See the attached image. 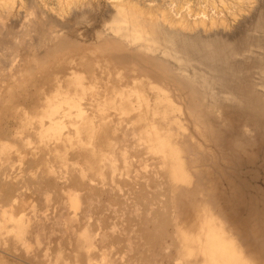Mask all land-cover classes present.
<instances>
[{
    "label": "rangeland",
    "instance_id": "374dc122",
    "mask_svg": "<svg viewBox=\"0 0 264 264\" xmlns=\"http://www.w3.org/2000/svg\"><path fill=\"white\" fill-rule=\"evenodd\" d=\"M15 1L16 5L14 12L12 14L6 13L8 14V17L4 12L3 14L7 18L5 16H2L1 19L3 17L5 18H3L2 20L0 19V23L3 24H0L1 50H5L3 47L5 46V42H7V40L6 38H2L7 37V35H4V33L7 34L6 31L8 32L10 29L15 30L16 28H18L20 30V34L18 32L19 30H16L17 36L19 35L20 37H23L25 35V29H21L23 25L27 26V21L24 20H28L25 14H27V9L31 8L29 5H32V8L30 10H32L31 13L33 16L31 15V19H43L44 17L43 15L41 16L39 12V10L41 9H36L38 8L35 5V1L37 0ZM32 1L33 3L31 4ZM50 1L53 3L51 6L56 7L57 0ZM50 1L47 0V2ZM83 1L86 0H82L80 2ZM190 1L191 2H188L185 7L193 5L194 8L198 9L199 7L206 4V2H204L203 0ZM21 3H25L26 6L25 4L22 5ZM93 3L90 4L91 7L86 4H78L82 7L77 6V9L76 4H71L70 7L69 5H67L70 9L72 7L71 10H68L69 8L66 7L65 4H60L63 7L53 12L54 14L58 11L59 14L56 13L57 15L54 14L55 16L51 14V17L50 15H47L48 18L50 17L49 20L54 22V19L57 16V23L55 22V25H51V27L49 28L52 33L59 32L60 36L58 38L50 42L51 44H47L42 49L37 48V50L36 44L38 41L37 38H39L38 32L33 31V33L35 32V35H37L36 38L33 34L35 40L32 39L33 36L30 35H27L29 37L24 36V41L18 36L19 41L21 40L23 42V45L20 47V49L24 50H22V52H20V49L17 51L18 48L15 49V43L12 48L5 50L9 52L13 57H16L14 58L15 60H13L12 56L8 58L10 54L6 56V61L5 59L3 60L4 57L0 58V69H2L0 70V264H88L89 256L86 255H88L89 252H92V254L94 253L91 257L96 261L97 264H103L104 259L101 254L104 253H107V261H111V264H148L149 262V264H193L196 259H202L203 257H205L204 252L200 250V243L196 241V236L199 235L198 237H200L205 232H211L212 234L215 233L216 238H221L223 241H225L227 244L226 246L229 247L230 250L229 256H237L238 258H240V264L262 263L261 260H257V262L254 261L252 254L247 251L246 246L248 241L244 242L245 240H243V238H241V236L237 233L238 231L233 228L236 223L234 221L230 222L229 215L231 214V212H220V209L222 205L225 204V202L218 201V197L211 195L210 193L208 194V191H206L207 188H203L202 191H198L199 188H195L199 184L203 183L207 185H210L209 183H211V185H213L215 181V184H218L220 186V189L226 190L224 193L220 191L219 195H234L236 193V190L230 189L226 185L221 188V185L223 183L225 184V179L221 175L223 173V170L225 171L223 174L226 177L230 176L232 177V179L235 178V183H238L241 179V177L239 178L238 174H241L245 178L244 181L246 180L245 182L249 183V180L252 181L253 174L255 173L257 175V180H253V186L251 187V189H243L244 193H242V199L246 201L248 200L249 204V199H251L252 196H255V191H259V193L257 194L259 195L260 199L256 202V206L254 208L248 207L249 210L254 211L253 223L255 224V221L256 219H258V217H260L261 219L263 217V215H261L260 213L258 215L256 210H259V212L261 213H263L264 211V201L262 198L264 197V166L262 162L258 160L254 164H243V166H240L241 168H237L238 165H236L233 161H230L221 162L220 166L218 165V167L220 168H214L215 164H211L209 161H206L207 158L210 159V157L212 156L211 154L214 155V151L216 150L212 147L211 143L206 142V138L204 137L206 133L203 126V113L205 107L198 106L196 95L194 94L195 92L193 91L192 87L195 88L197 86V88H199L201 87L200 83H202V81H207L211 85L212 83L213 85H216V87H211L212 90L214 89L212 92L214 94V92H221L220 87H222L224 84L229 85L230 83H228V77L231 75V80H233V74L236 72V69L239 68L237 70H240L242 72V66H244V64L245 66L247 65L245 61L247 58L235 53L236 51L234 49L238 42L243 38H248V41H251L250 36H254V34H257L258 36H255L257 42H255L256 44L253 47L255 51H258V54H264V37H261V35L264 36V34L262 33V31L264 32V28L262 29L261 27V32L260 29L259 32H253V29H251L253 21L260 15H264V0H256L253 4L250 5L253 6L250 8V11L248 8L247 10H244V12H247H241L242 15L240 14L237 17L238 19H230L229 24L231 25H228L230 27H226L227 29L224 27L219 29L218 27L217 30L216 28H213V31L210 30L206 32L203 31L202 28H198L197 30L199 31L192 32V34L188 33V43L192 48V52H190V55L189 53L185 54V57H190L193 54V58L196 55L197 57L199 55H202V57L207 58L208 61L210 60V62L207 63L208 65H202L200 62L198 63L194 61L193 63L187 58H176L179 55H174L175 57L173 56V61L169 60L170 62L166 60L165 57L162 58L157 54L151 58V56L147 55L146 53L137 52V49L135 47H124L120 52L117 49L116 44L114 45L111 41L105 42L107 37L105 39H101L100 41L97 40L95 36L96 28H101L104 19H110L111 15L114 14V9L111 7L110 2H108L107 0H99V2L93 1ZM176 3H179V1L177 2L176 0L175 4ZM27 4L29 5L27 6ZM51 6H49V8ZM19 7L24 8L19 9ZM66 9L68 11H66ZM33 11L37 14H34ZM62 11H65V14L64 12L62 13ZM20 13L22 15H20ZM61 13L64 14L63 17H61ZM34 15H37V17L39 18L35 17ZM68 20L70 23L68 22ZM24 22L25 24H23ZM21 23L23 25H21ZM25 28L27 30L30 27L28 28L27 26ZM52 29L55 31L53 32ZM17 36L12 40H17L16 42L18 43ZM53 36L55 37L56 33H54ZM27 38L31 39L29 40V42H31V45L30 43L28 44L30 46L29 49L27 48L28 45L26 46V48L24 47L28 42ZM25 39H27V41ZM1 40H5V42ZM32 40H34L33 43ZM24 42H26V44ZM2 44L4 45L2 46ZM100 46L106 48L110 47L106 52L111 56L110 58L112 60V64L110 65L115 69V73L118 69L123 68V71L126 72V75H128V77H126V80L128 81H132V76L134 74L136 75V73L144 74L147 76L145 78H142V83L144 82L143 84H145L148 89V91H146L147 94H145V96L147 95V98L145 99L144 97L139 101H136L135 99V101L132 102L119 100H117V102H114L111 97L108 98L106 95L101 94V96L103 95L101 97V104L107 105L110 102L107 107L109 110H112L110 111V113H107L109 114L108 116L105 112H109V110L105 108L106 106L101 105V107L103 108L102 110H104V108L106 109L105 111L100 110V113H105L102 119V114L98 115L100 114L98 110H92L91 107H89L90 103L88 102L89 98H94L93 95L92 98L90 94V92H92L94 89L93 83L90 79L92 77L91 74L94 72L93 68L90 70L91 73L87 72V74H84L86 80L83 78V82L86 83L85 86L87 85V82L89 84L88 86H86V94H89L90 97L86 96L85 98V94L83 93L78 100L79 103L75 102L77 100H73L72 102H70L71 105L67 101L60 102L62 106H64L65 110L62 106H60L62 109H60L59 111L64 110L68 115L71 113L66 118H63V129L64 132H66L65 134H70L69 136L72 135L70 137L72 138V140H70L71 145L68 141L69 139L67 140L68 142L66 141L67 143L64 142V140H60V142H58L59 140L54 137L48 139L49 142L47 141V145H45L46 142L41 143L42 140H40V137L38 135V133H40V130L37 131V129L40 126L39 123H42H38V121H40L39 119H41L43 116L42 114L50 112L49 106L52 105V103L60 104L59 100L57 99L63 98V96L65 97L66 92L69 93L73 89L76 90L75 85H73L72 89L70 88L71 86H69V89H66L65 92L58 91L64 90V87L67 88V86L62 84L65 81L63 78L70 74L69 73L66 75V73L69 72L70 67L74 64L76 65V61L74 62V64L71 63L72 58L77 56L76 53H74V50L78 51L87 48V51H89L87 54L88 57L94 59L96 51L93 55L92 51L94 50L90 51V49H96ZM31 49L34 50L32 51ZM232 52L236 54L235 59L230 57L229 59L232 58L233 60H229L228 57L233 54ZM16 53L18 54L16 55ZM98 53L99 55H103L101 53V50ZM5 54L1 51L0 56H5ZM17 56H19V58ZM221 56L223 59L221 58ZM237 56L238 58L240 57V59H237ZM148 59H150V62L148 61ZM103 60L105 59L102 58V60L100 61V68L99 70H96L95 73L99 74L101 68L107 65V62ZM1 61L4 63H1ZM231 61L236 62L233 63ZM171 63H175L178 65L177 67L172 66ZM210 63L216 67H219L221 70L232 69L233 72L228 71L225 74V79L219 81L217 80L215 74L212 75L213 72L215 73V67L213 66V69V67L209 65ZM238 63L240 64V66H238ZM200 66H202L204 69H202ZM226 66H228V69ZM229 66L233 67L229 68ZM224 67H226V69ZM80 68L81 65H78L77 69L75 70L78 71V69ZM177 68L179 71H177ZM240 68H242V70ZM182 69H185V71L182 72L183 75H180ZM254 74L252 75L253 78L255 80H259L258 77L260 76V73L254 72ZM193 77L195 78V80H193ZM57 79H60L61 81L58 82ZM149 81L150 83L155 82L158 84V86L166 89L168 96L177 103V106L174 104V107L170 106L168 104L169 102L167 103V100L164 99L159 100L160 103L155 102V100H153V95L155 96V93H157L158 91L157 88L153 90L150 88ZM57 82L58 85H55L57 84ZM59 84H61V87L64 89H54V87H58ZM88 88L90 89L89 91ZM211 89H209L210 92L212 91ZM54 90L58 92H55L56 94H54ZM50 92L51 95L52 93L53 95L57 96L58 94H60L58 98H56L57 101L53 100L52 103H50L51 99L48 101L49 103L46 101L48 97L53 96H48V93L50 94ZM64 93L65 95H63ZM225 95L227 94L222 93L221 97L218 96L220 98L218 104L221 105V108H223V110L219 113L215 112V114L213 115L214 117L220 119H236L239 114L236 113L235 110H237L239 107L235 108L236 103L230 101L231 95ZM228 96H230V98ZM77 97L79 98L78 95ZM82 97H84V99ZM223 97L225 99L226 97L229 99H227L228 101L226 100L227 103L224 102L225 99ZM105 98L108 99L104 100ZM80 101L82 104L86 103L84 101H87L89 103L85 104H88L89 106L86 107L87 110L84 117H89L95 123L99 122L97 123L99 124L98 131L102 134L105 133L104 136L101 134V136L98 137L100 139H103V142H105L106 139L112 141L111 149L114 148V151L117 152L115 159L116 161L118 159L119 162H115L116 171L114 172V176L111 173L113 171L109 166H101L100 171H97L93 166L90 165L92 158L88 157L89 153L92 151L93 145L98 146V144L96 141L93 142L94 144L89 143L90 134L87 135L88 129L85 131V127H82L83 125L81 124L83 120L81 119V117L75 116V114L79 112L78 108L76 107H78ZM93 101L94 100H92V102ZM103 101H105V103H103ZM95 103L96 102H93L91 104ZM115 104L118 108L115 106ZM130 104H135L133 105V107L135 108L134 111L131 110L132 105ZM96 106L97 105L95 104V107ZM114 106L115 108H112ZM67 107H70V109H68ZM116 109L118 110V112L116 111ZM114 110L115 112H117V114L114 112ZM112 112L113 114H111ZM121 112L123 114L122 116L125 115V118L119 115L121 114ZM232 112H234V115L232 114ZM141 113L144 116L142 125L154 123L152 124L154 125V128L150 129L152 136H154L156 131L162 129L160 130V134L163 133L162 138L163 140H165L164 148L166 150H169L170 145L174 143L185 151L183 154H181L182 158L188 163L187 170L188 174L191 176V183L189 184L182 181L175 182V184H173V187L175 189V193L184 191L183 193L186 195L185 198L187 200L191 199L192 195L197 194L196 198L198 202L196 205L198 208L197 210H190V213H194V218L189 222H179L178 219L183 214H181L176 207H173L169 204L168 197L170 196V194L168 192V188H170L172 184L168 181L169 178H165V175H158V173L161 172H157L156 180L160 185L158 187H155L154 182L149 181V178H151L150 176L153 175V172H155L157 168L154 161L155 159H153V150L151 151V149L145 148L148 146V143L141 141V144H139L137 141H135L137 139V136L133 133L135 129L140 125L134 126L129 123L128 127H126L128 119L130 121V119L135 118ZM22 114H26L27 116L25 115L26 117H22ZM92 116H94L96 119ZM121 119L123 120L121 121ZM46 120H48V118H46ZM118 120L121 122H116ZM20 121L22 123H19ZM25 121H29L27 122L28 124ZM103 121L104 123H106V125L102 123ZM111 122H113V124ZM78 123H80V126H78L77 132L76 125H78ZM113 125L118 126H115V128ZM123 128L126 129L124 130ZM120 130L121 132H124L125 135L128 132L127 134L130 137H123L125 135L122 133V138ZM112 131L114 132V135ZM49 133L52 134L54 133V131H50ZM253 133L254 132L250 131L249 136ZM79 134L80 137L85 139V141L82 140L83 144L80 141ZM131 134L133 135V137L135 135V137L133 138ZM87 136L89 139L87 138ZM75 137L76 140L73 139ZM4 138L7 139L5 140ZM125 138L128 139L124 141ZM100 142H102V140ZM133 142H135V144H133ZM1 143L3 144L1 145ZM53 143L56 144L54 145ZM68 143L70 147L68 146ZM74 143L79 144L80 147H78L79 145H77V148L76 145H74L75 148H73ZM127 143L129 144L127 145ZM130 144L135 146H132ZM121 145H124V147L126 146L125 148H127L130 153L125 149L123 150V147ZM136 145H141V147L139 146L137 148ZM151 145L154 144L151 143ZM4 147L6 148V150L3 149ZM119 148H121L120 154L118 152ZM15 151L16 153H18H14ZM240 151L242 152V148H240ZM126 153H129L130 156ZM103 154H105L104 156H107L109 155V152L105 148H103V150L99 151V154L97 155ZM122 154H125L126 157L129 158L130 163L127 164L124 162V157H122ZM205 154L207 156H205ZM165 155V153H158L157 161L161 160ZM198 158L200 160L202 159L203 161H196V159ZM119 159H122V162ZM194 160L195 163H192ZM137 161L138 163H136ZM82 163H84L85 165ZM45 164L47 167L45 166ZM65 164H67V167L70 165L71 168L66 167V170H64ZM81 165H83L84 170L86 169L83 173H86V177L84 178L81 177L82 175L80 173V170L82 168ZM76 168L77 173H75ZM119 169H123V172ZM209 170L211 172L212 178L214 179L213 183L210 180H207L208 178L206 177ZM48 171L52 173L50 174ZM54 171L55 173H53ZM65 171L69 172L66 173ZM97 174L101 178L97 176ZM64 175L68 176L64 178ZM109 175H112V178ZM78 178L80 179L78 180ZM110 179H114L113 185L111 183L112 180L110 182ZM129 179H134V181L130 182ZM145 179L148 181H146ZM61 181H66V183H63ZM78 181H81L83 183ZM141 183H146V185L144 187H141ZM104 184L108 185L105 186ZM102 187H104L105 190ZM175 187H177V189ZM217 193L218 192L216 191V195ZM71 195H74V197L76 196V200L78 201L77 206L73 205V198L71 197ZM93 195H96L98 197L95 198V196ZM97 198L99 200H97ZM205 199H208L211 202L213 201L214 207L207 205L204 202ZM86 208L88 210L87 212H84L86 211ZM82 211L83 215L81 214ZM84 214H89V216H87L88 218ZM243 215L247 216V213H244ZM83 217L86 218L82 221ZM100 233L105 237L100 236ZM88 234H92L91 237L93 241L91 245L93 244L94 247L93 245L92 247H90L91 245H89L91 240H87ZM142 234L146 235L147 238ZM151 235H154L153 239L149 238V236ZM193 236H195V238H193ZM100 237H102L101 240ZM248 238L249 237H247V239ZM259 240L261 241V239ZM250 243H252V241ZM190 249L193 252H188Z\"/></svg>",
    "mask_w": 264,
    "mask_h": 264
},
{
    "label": "bare ground",
    "instance_id": "6f19581e",
    "mask_svg": "<svg viewBox=\"0 0 264 264\" xmlns=\"http://www.w3.org/2000/svg\"><path fill=\"white\" fill-rule=\"evenodd\" d=\"M48 1H50V0H48ZM80 1H82V0H57L56 7H53V6H51L53 4L51 1L47 2V0H42V1L41 0H37V1H35V5L38 7L36 9L37 10L41 9V10H39V12H40L41 16L43 15L44 17H43V19L42 18L40 19L39 17H37V15H34L35 17L39 18V19H36V20L31 19V15H32L31 11L32 10H30V9L32 8V5L27 4V6L29 5L31 8L27 9V11H26L27 14H25L26 18L28 20H24L25 18L23 20L27 21L26 24H27L28 28L29 27L30 28L26 30L25 27H27V26L23 25V24H25V22L23 24L21 23V25H23V27L25 26L24 28L22 27V29H21V30L25 29V32H24L25 35L24 36L29 37L27 35L33 36V34H34V36L37 38V35H35V32L33 33V31L38 32L39 33V35H38L39 38H37V40H38L37 44H36L37 47L36 46L35 47H36V49L37 48H39V49L44 48V46H46L47 44H49L50 42L54 41L56 38H58L60 36L59 32H54L55 30L52 29V31L54 33H56V36L54 37L53 36L54 33H52L50 28H49V27H51V25L52 26L55 25V22L57 23V21H56L57 16L54 19L55 22L51 21L49 19L51 17V14H53L54 11H56L57 9H60V8L63 7L61 5L65 4L66 7H68L67 5H69V7H70L71 4H76V9H77V6L78 7H82L80 5L86 4L87 1L88 2H87L86 5H89L90 7H91L90 4H92L93 1L99 2V0H86V1H83V2H80ZM107 1L110 2L111 7L114 9V14L111 15L110 19H108V20H106L107 18L104 19V21L102 23L103 25L101 24L102 25L101 28H98V29L96 28L95 36H96L97 40L100 41L101 39H105L107 37L105 42L111 41L114 45L116 44L117 49L120 52L122 51V49L124 47H128V48L135 47L137 49V52L146 53L147 55L151 56V58L154 57L157 54L158 56H161L162 58L165 57L166 60H168V61L170 60L171 61L175 57L174 55H176V56L179 55L176 58H180V57L187 58V59L191 60V62H193V61L194 62H198V63L200 62L202 65H206L207 63L210 62V60L208 61L207 58L202 57V55H199L198 57L196 55L194 58H193L194 54L191 55L192 57L191 56L190 57H185V54L189 53V55H190V52H192V48L190 47V45L188 43V41H189L188 33L192 34V32H197V31H199V30H197L198 28H202L203 31L208 32L210 30L213 31V28H216V30H217L218 27H219V29L222 28V27H224V28L230 27V26H228V25H231V24H229V20L232 19V18L236 19L240 14L242 15V13H241L242 11L244 12V10H247L248 8H249V11H250V8L253 7V6H250V5L253 4L256 0H203L204 2H206V4L203 5V6L200 5L201 7H199L198 9L194 8L193 5H189V6L185 7V5L188 2H191L190 0H177V2L179 1V3H176V4H175L176 0H107ZM155 1H156V3H155ZM32 3H33V1L31 2V4ZM24 4H22V5H24ZM78 4H80V5H78ZM15 5H16V1L15 0H0V19H1L2 16H5L3 14L4 12H5V14L6 13L12 14L14 12ZM93 5H94V3H93ZM25 6H26V4H25ZM49 6H51V7L49 8ZM22 8H24V7H21V8L19 7V9H22ZM106 8H107V6H106ZM67 9H66V11L71 10L72 7H71V9L70 8L68 10ZM63 12L65 14V11H62V13ZM245 12H247V11H245ZM56 13H58V11ZM56 13H54V14H56ZM62 13L60 14L61 17L64 16V14H62ZM244 13H243V15H244ZM8 14H6L7 17H8ZM34 14H37V13L34 12ZM54 14H53V16H55ZM20 15H22V14L20 13ZM47 15H50V17L48 18ZM67 15H68V13H67ZM262 15H260L257 19H255L253 21V23L251 25V29H253V32L254 31H256V32L258 31L259 32V29H260V32H261V27H262V29L264 28V15L263 16ZM13 16H14V14H13ZM5 17H3V18H5ZM79 21H81V20H79ZM68 22H69V20H68ZM18 23H19V21H18ZM66 24H68V23H66ZM1 25H3V24H1ZM47 25H48V27H47ZM20 26H19V28H20ZM11 27H12V25H11ZM9 29H10V27H9ZM228 29H230V28H228ZM16 30H19V29L18 28H16L15 30L10 29L8 32L6 31L7 34L4 33V35H7V37H3L2 39L6 38L7 42H5V40H1V41L5 42V46L3 47L5 50L12 48V46L16 43L15 44L16 45L15 49L18 48L17 49V51H18L20 49V47L23 45V42L21 40L19 41V39H18L19 35L17 36V31ZM56 31H57V29H56ZM18 32L20 34V30ZM262 33L264 34L263 31H262ZM16 36H17V39H18V43L16 42L17 40H14V41L12 40ZM34 36H33L32 39L35 40ZM255 36H258V35L254 34V36H250L251 41H248V38H243L235 46V48H234L235 51H236L235 53L240 54L241 56H244L245 58H247L245 60L247 65L245 66V64H244V66H242L243 70H242V68H240L242 70V72L240 70H237V69H239L237 67L240 66V64L238 63V66L236 65L237 69H236V72L234 71L235 73L233 74V77H234L233 80H231V77H230L231 75H230L229 76L230 78L228 77L229 82L227 81L230 84L229 85L228 84H224L222 87H220V89H221L220 91L221 92H219V93H215L214 92V94H213L212 92H213L214 89L212 90L211 87L212 86L216 87V85L215 84L213 85V83L211 85L207 81H205V82L202 81V83H200L201 87H199V88H197V86L195 88L192 87L193 91L195 92L194 94L196 95V99H197L196 101H197L198 106H204L205 107V110H204V113H203V118H204L203 119V124H204L203 126H204V129H205L206 133H205L204 137L206 138V142L211 143L212 147L216 150V151H214V155L211 154L212 156L210 157V159L207 158L206 161H209L211 164H215L214 168H220V167H218V165L220 166L221 162H230V161H233L236 165H238L237 168H241L240 166H243V164L244 165L254 164L258 160H260L262 162L263 166H264V54L260 53V51H259L260 54H258L257 53L258 51H255V49L253 47L256 44L255 42H257V39L255 38ZM23 37H20V38L23 40ZM261 37H264V36L261 35ZM27 39H25V40L27 41ZM29 40H31V39H28L27 44H26V42H24L26 44L24 46L25 48H26V46L29 43L31 45V42H29ZM34 40H32V43H33ZM20 42H22V43H20ZM3 45L4 44H2V46ZM28 46H27V48L29 49L30 46L29 47ZM35 47H34V49H35ZM109 48L110 47L106 48V47L100 46V47H98L96 49H90V51L94 50V51H92L93 55H94V53L96 51V53H95L96 55L94 56L95 57L94 59L88 57L87 54H88L89 51H87L88 50L87 48L83 49V50L81 49V50H78V51L74 50L75 51L74 53H76L77 56L74 55L75 57L72 58L71 63L74 64V62L76 61V65L75 64L72 65V66L70 65L71 67L69 69V72L66 73V75L69 74V73L70 74L67 75V76L65 75L66 77H64V78L62 77L65 81L63 83L61 82L62 84L67 86V88L64 87L65 88L64 89V88L61 87V84H59V86L56 87V88L54 87V89L62 88L64 90H58V91H60V92L64 91L65 92L66 89L67 90L69 89V86H71L70 88L72 89V86L75 85L76 90L73 89L69 93L66 92V96L65 97L63 96V98H59L57 100H59V103L61 101H67L70 104V102H72L73 100H77L75 102L79 103L78 100L80 99L81 94L84 93L85 94V98H86V96H89V94H86L87 93L86 86H88L89 84L87 82V85L85 86L86 83L83 82L84 79H85L84 74H87V72L91 73L90 70L94 68V72H93L94 75L92 73L91 74L92 77L90 78L91 82L93 83V86H94V89L92 91L93 93L90 92V94H91V97L93 95L94 98L93 97H92L93 99L89 98L91 100L88 99V102L90 103V106L88 105L89 103L87 101H84V102L88 103L87 105H85L86 103L82 104L81 101H80V104H78V107H76V108H78L79 112H77L75 114V116L76 117H81V119L83 120L82 123L80 122L83 125L82 127H85V131L88 129L87 130L88 131L87 135L90 134L89 135L90 136V142L89 141L88 142L89 143H93V142L96 141L97 144H98V146L93 145V149L89 153L88 157L92 158L90 165L93 166L95 168V170H97V171H100V167L101 166H109L110 169L113 171V172H111V171L110 172L114 176V174H115L114 172L116 171L115 162L118 161V159H117V161L115 159V156H116L117 152L114 151V148L111 149L112 141H110L109 139H106V141L104 140L105 142H103V139L99 138L101 136V134H102V133H100L98 131L99 124H97V123H99V122L95 123L89 117H84L85 112L87 110L86 107L89 106V107H91L92 110L93 109L98 110L99 113H100V110L101 111H105L106 110L105 108H107V110H109L107 105L110 103L109 102L107 105L101 104L102 103L101 97L103 96V95L101 96V94L106 95L108 98L111 97L114 102H117V100L132 102V101H135V99H136V101L137 100L139 101L140 99H143L144 97L146 99L147 95L145 96V94H147L146 91H148V89L145 86V84H143L144 82L142 83V81H143L142 78L147 77L146 75L136 73V75L134 74L132 76L133 80L132 81H130V80L128 81V80H126V77H128V75H126V72L123 71L124 70L123 68L118 69L116 71V73L114 72L115 69L112 68V66L110 65V64H112L111 63L112 60L110 58L111 56H110V54H108L106 52ZM28 49H26V50H28ZM34 49H31V50L33 51ZM5 50H1L0 49V53L2 51L5 54L7 52ZM22 50H24V49H22ZM22 50L20 52H22ZM100 50H101V53L103 55H99L98 52ZM14 51H16V50H14ZM14 51H12V52H14ZM232 51H233V49H232ZM18 53H16V55ZM28 53H31V52H28ZM194 53H196V52H194ZM235 53L230 55L228 57V59L230 57L235 59V56H236ZM6 54H5V56L1 55L0 58L4 57L3 60L5 58L7 59L6 56H8L10 53L7 52ZM117 54H118V52H117ZM11 56L12 55L10 54V56H8V58H10ZM17 57L19 58V56H17ZM91 57H93V56H91ZM14 58H16V57H13V60H15ZM102 58L105 59L103 61H106L107 65L104 66V64H103L104 67L101 68L100 73L99 74L95 73V71L99 70V68H100V61L102 60ZM221 58H222V56H221ZM6 59H5V61H6ZM231 59H229V60H231ZM237 59H240V57L238 58V56H237ZM149 60L150 59H148V61ZM2 61H1V63H4ZM231 62H233V61H231ZM234 62H236V61H234ZM229 63H230V61H229ZM233 63H231V64H233ZM78 65H81V68L78 69V71H77L75 69H77ZM171 65L177 67L178 64L171 63ZM209 65H211L212 67L214 66L211 63ZM241 65H243V64H241ZM200 67L202 69H204L202 66H200ZM205 67H207V66H205ZM214 67H215V70H214L215 73L213 72L212 75L215 74L217 80H219V81L225 79V74L228 71L233 72L232 69H230V70H221L219 67H216V66H214ZM214 67H213V69H214ZM226 67L228 69V66H226ZM226 67H224V68L226 69ZM232 67L229 66V68H232ZM6 68H8V67H6ZM209 68H211V67H209ZM0 70H2V69H0ZM7 71H8V69H7ZM177 71H179L178 68H177ZM184 71H185V69H182L180 75H183L182 72H184ZM207 72H209V71H207ZM254 72L260 73V76L258 77L259 80H255L253 78L252 75L254 74ZM173 73H175V72H173ZM177 74H178V72H177ZM254 75H256V74H254ZM56 78H57V76H56ZM62 78H61V80H62ZM57 80H58V82L61 81L60 79H57ZM193 80H195V78ZM226 80H227V78H226ZM208 81H210V80H208ZM58 82L55 85H58ZM149 83H150V81H149ZM150 88L152 90L157 88L158 92L155 93V96L153 95V100H155V102L158 103L159 100L164 99V100H167V103L169 102L168 104L170 106H172V107H174V105L177 104L176 102H174V100L171 97L168 96L167 90L164 89L163 87L158 86L157 83L151 82L150 83ZM158 88H160V89H158ZM209 89H211L212 91L210 92ZM74 90H75V92H74ZM89 90L90 89L88 88V91ZM55 92H56V90L53 91L54 94L57 93V92L56 93ZM101 92H104V93H101ZM53 93H52V95H53ZM222 93L227 94V95H231V98H230V96H228L230 98V101L233 102V103H236L235 104L236 105L235 108L239 107L237 110H235V112L239 114V116H238L239 118L237 117L236 119H234V118H226L225 119V118H223L224 117L223 116L222 117L223 119H220V118L214 117L213 114H215V112L219 113L220 111L223 110V108H221V105L218 104V101H220L219 97H221ZM49 95L52 96L51 92H50V94L48 93V96ZM59 95L60 94H58V96ZM63 95H65V93ZM77 95L79 96V98L77 97ZM227 95H225V96H227ZM58 96L57 95H53L52 97H48L46 99V101L48 102L50 99H51L50 103H52L53 100L57 101L56 98H58ZM82 96H84V95H82ZM43 97H44V95H43ZM82 98L84 99V97H82ZM108 98H105L104 100H106ZM227 99L228 98L226 97L224 102H226ZM92 100H94L93 102H96L95 103L97 105L96 107H95V104H91V103H93ZM75 102H73V103H75ZM103 103H105V101H103ZM233 103H232V105H233ZM45 104H46V102H45ZM60 104H58V103H52V105L49 104L50 105L49 106V111L50 112H48V113L46 112V114L45 113L42 114L43 115L42 118L40 116L41 119H39L40 121H38V123L42 122V123H39V125L40 126L42 125V126H41V128L39 126L38 129L36 127L37 131L40 130V133H38V132L37 133H38V135L40 137V140H42L41 143L46 142L45 145H47V143L49 142L48 139L51 138V137L52 138L54 137V138L58 139L59 140L58 142H60V140L61 141L64 140V142H66L69 139L68 141H69V143L71 145L70 140H72V138H70V137L72 135L69 136L70 134H65L66 132H64V129H63L64 128V124H63L64 119L63 118H66L71 113L68 115L67 112L64 111L65 110L64 106H62V104L61 105ZM64 104H65V102H64ZM101 105L102 106H106L104 108V110H102L103 108L101 107ZM130 105H132V104H130ZM133 105H135V104H133ZM133 105H132V109L131 108L130 109L134 111L135 108L133 107ZM60 106H62L64 108V110H62L63 112L59 111L60 109H62ZM65 106H67V105H65ZM115 106H116V104H115ZM115 106L112 107V108H115ZM72 107H73V105H72ZM42 108H44V107H42ZM67 108L70 109V107H67ZM96 108H98V109H96ZM27 111H26V113H27ZM72 111H70V112H72ZM110 111H112V110H109V112H105V113L106 114L110 113ZM116 111L118 112L117 109H116ZM97 112H94V113H97ZM114 112H115V110H114ZM117 112H115V113L117 114ZM92 113H93V111H92ZM92 113H89V114H92ZM102 113H100L98 115H101ZM233 113L234 112H232V114ZM32 114H34V113H32ZM104 114H102V116H101L102 119H103V115ZM111 114H113V112ZM25 115L22 114V117H24ZM38 115H40V114H38ZM59 115H61V116H59ZM107 115L109 116V114H107ZM119 115L122 116L123 115L122 112ZM119 115H118V117H119ZM94 116H96V115H94ZM94 116H92V117H94ZM216 116H218V115H216ZM122 117L125 118V115L122 116ZM46 118H48V120H46ZM143 119H144V116L142 115V113L140 115H137L135 118L130 119V121L128 119V121H127L128 123H127L126 127H128L129 123H131V125H134V126L140 125L138 128L135 129V131L133 133V134H135L137 136L136 137L137 139L135 141H137L139 144H141L140 143L141 141L146 142V143H148V146L145 147V148L146 149L149 148V149H151V151L153 150V156H154L153 159H155L154 161H155V164H156L157 168H156L155 172H153V175L150 176L151 178H149V181L154 182L155 187L156 186L158 187L160 185L158 183V181L156 180L157 179V175H156L157 172H161V173H158V175L159 174L160 175H165L166 176L165 178H169L168 181L170 183H172L171 187L168 188V192L170 194V196L168 197L169 204L172 205L173 207H176L178 209V211L181 214H183L178 219L179 222H183V223L189 222L191 219L194 218V213H190V210H192V209L197 210V208H198L197 205H196L197 202H198V200L196 198L197 194L192 195V198L187 200L185 198L186 195L183 193L184 192L183 190H182L183 192L180 191V193H175V189L173 187V184H175V182L182 181V182L189 183V184L191 183V176L188 174V170H187L188 163L186 162V160H184L182 158V154L185 151L182 148H180L178 145H175L174 143L170 145V149L169 150L168 149L166 150L164 148L165 147V140H163V138H162L163 137V135H162L163 133L160 134V130H162V129H160L159 131H156L154 136H152L151 135L152 133L150 132V129L154 128V125H152L154 123L147 124V125H142ZM122 120L123 119H121V121ZM121 121L118 120L116 122H121ZM27 122H29V121H27ZM116 122H115V124H116ZM19 123H22V122L20 121ZM80 123H78V125H76V127H77L76 131L77 132H78V126H80L79 125ZM102 123H104V121ZM111 123L113 124V122H111ZM104 124L106 125V123H104ZM104 124H102V125H104ZM113 126L115 127V126H118V125H113ZM109 127H110V125H109ZM30 128H32V127H30ZM100 128H102V127H100ZM115 130H117V129H115ZM48 131L49 132L50 131H52V132L54 131V133L50 134ZM126 131H125V133H126ZM250 131H252L254 133L249 136V132ZM112 132H111V135H112ZM120 132H121V130H120ZM118 133H119V131H118ZM122 133L124 134V132H121V134ZM127 133H126V135L124 134L125 136H123V134H122L121 137L122 136L123 137H127L128 136ZM104 134H102V135L104 136ZM113 135H114V132H113ZM135 135H134V137H135ZM76 137L73 138V139L76 140ZM79 137H80V134H79ZM128 137H130V136H128ZM132 137H133V135H132ZM81 138L82 137H80V141L81 142H82V140L85 141L84 138H82V139ZM87 138H88V136H87ZM127 139L128 138H125L124 141H126ZM101 140H102V142H100ZM130 140H132V139H130ZM124 141H123V143H124ZM69 143H68V146H69ZM76 143H79V142H76ZM151 143H153L154 145H151ZM2 144L3 143H1V145ZM82 144H83V142H82ZM128 144L129 143H127V145ZM133 144H135V142H133ZM57 145H58V143H57ZM74 145H76V147H77V145H79V144H75L74 143L73 144V148H75ZM130 145H132V144H130ZM3 146H1V147H3ZM68 146H66V147H68ZM121 146L123 147V150L125 149L126 151H128V149L125 148L126 146L125 147H124V145H121ZM132 146H135V145H132ZM139 146L141 147V145H139ZM139 146L136 145L137 148ZM152 146H154V147H152ZM78 147H80V145ZM103 148H105L109 152V155H107V156H104L105 154L97 155V154H99V151L103 150ZM240 148H242V152L240 151ZM3 149L6 150L5 147ZM120 149L121 148H119V151L116 149L119 152V154H120ZM129 149H130V147H129ZM11 150H10V152H11ZM78 150H80V149H78ZM14 153H16V151ZM129 153H126V154L129 155ZM143 153H144V151H143ZM158 153H161V154L165 153L166 155L161 160L157 161ZM76 154H78V153H76ZM154 154H156V155H154ZM143 155H145V154H143ZM47 156H48V154H47ZM205 156H207V155L205 154ZM122 157H124V162L125 163H127V164L130 163L129 158L126 157L125 154H122ZM21 160H19V161H21ZM150 160H152V159H150ZM201 160L199 158L196 159V161H201ZM140 162H141V160H140ZM136 163H138V161ZM192 163H195V160ZM82 164H84V163H82ZM47 165H48V162H47ZM45 166H46V164H45ZM51 166H52V164H51ZM63 166H60V167H63ZM81 166H82V168L80 167L81 168L80 173H81L82 176L81 175H79V176L84 178V177H86L85 176L86 173L85 174H83V173H84V171L86 169L84 170L83 169V165H81ZM64 167H65L64 170H66L67 164H65ZM69 167H70V165L67 168H69ZM84 168H85V166H84ZM60 169H62V168H60ZM122 170H120V171H122ZM45 172H47V171H45ZM68 172L69 171H67L66 173H68ZM209 172H210V170L207 172V174H208L206 176L208 178L207 180H210L213 183L214 179L212 178L211 172L210 173ZM224 172L225 171L223 170V173ZM53 173H55V171ZM72 173H74V172H72ZM75 173H77V168H76ZM223 173L221 175L225 179V184L223 183L221 185V188L226 185L228 188L236 190V193L234 195H232V194H228L227 196H224L223 194L219 195L220 191H222L224 193L226 190L220 189V186L218 184L216 185L215 181L213 183L214 186L211 185V183H209L210 185H207V184L203 183V184H199L195 189L199 188L198 191H200V190L202 191L203 188H205V189L207 188L206 191H208V194L210 193L211 195H214V196L218 197L217 198L218 201L225 202V204L222 205V207L220 209V212H223V213L231 212V214L229 215L230 216V222L234 221L236 223L235 226H233V228H235L238 231L237 233L241 236V238H243V240H245L244 242L248 241L247 246H246L247 247V251L252 254V257H253L255 262H257V260H261L262 261V263H257V264H264V255H260V254H264V211H263V213H261V212H259V210H256L258 215L260 213L261 215H263V217H262V219L260 217H258V219H256V221H255V224H256L255 225L253 223V212L254 211L248 209V207L249 208H254L256 206V202L260 199L259 195L257 194V193H259V191L258 190L255 191L254 190L256 192L255 196H252V198L249 199V202H250L249 204H248V200L246 201V200L242 199V197H243L242 193H244L243 189H245V190L251 189V187L253 186V180H257L256 179L257 175L254 173L252 181L249 180V183L248 182L246 183L245 182L246 180L244 181L245 178L241 174H238L239 178L241 177V179L239 180L238 183H235V178H233L234 179L233 180L232 177H230V176L226 177ZM62 174H64V173H62ZM136 175H138V174H136ZM136 175H135V177H136ZM66 176H68V175H66ZM66 176L64 175V178ZM97 176H99V175L97 174ZM129 176H130V174H129ZM146 178H147V175H146ZM79 179L80 178H78V180ZM111 180L112 179H110V182H111ZM113 180L111 182L112 185L114 184ZM81 181H78V182H81ZM129 181L132 182V181H134V179H132V180L129 179ZM146 181H148V180H146ZM61 182H63V181H61ZM63 183H66V181L63 182ZM81 183H83V182H81ZM146 183H144V184L141 183V187H144L146 185ZM61 185H62V183H61ZM107 185H105V186H107ZM104 187H102V188H104ZM98 188H99V186H98ZM175 188L177 189V187H175ZM104 190H105V188H104ZM143 190H144V188H143ZM194 191H196V190H194ZM216 191L218 192L217 195H216ZM71 193H73V192H71ZM93 196H95V198L98 197L96 195H93ZM71 197L73 198V201H72L73 205L77 206L78 205V201L76 200V196L74 197V195H71ZM84 197H85V195H84ZM262 198H263V201H264V197H262ZM87 199H89V198H87ZM78 200H79V198H78ZM97 200H99V199L97 198ZM204 202L207 205H209L211 207H214V204H213L214 202L213 201L211 202L208 199L207 200L205 199ZM82 210H84V209H82ZM87 210L88 209L86 208V211H84V212H87ZM89 211H90V209H89ZM244 213H247V216L243 215ZM81 214L83 215V211H82ZM226 215H228V214H226ZM85 216L87 217V216H89V214L85 215ZM85 218L83 217L82 221ZM79 221H81V220H79ZM107 230H109V229H107ZM107 230H106V232H107ZM142 235H144V234H142ZM91 236H92V234H88V236H87V238H88L87 240H89V239L91 240L89 245H91V243L93 241ZM100 236H103V235H101V233H100ZM144 236H146V235H144ZM198 236H196V238H197L196 241H198L200 243V250L204 252L205 257H203L202 259H196L193 264H240L241 263V259L238 258L237 256H234V257H230L229 256L230 250H229V247L226 246L227 245L226 242L223 241L220 237H219L220 239L216 238V234L215 233L212 234L211 232H205L200 237H198ZM259 236H260V238H259ZM103 237H105V236H103ZM247 237H249V238L247 239ZM101 238L102 237H100V240H101ZM146 238H147V236H146ZM149 238L153 239L154 235L149 236ZM193 238H195V236H193ZM259 239H261V241ZM251 241H252V243H250ZM129 244H131V243H129ZM92 245L90 247H92ZM90 247H89V249H90ZM93 247H94V245H93ZM191 251L192 250L190 249L188 252H191ZM93 254H92V252H89L88 255H86V256H89L88 264H97L96 261L91 257ZM106 254L105 253L101 254L103 259H104L103 264H111V261H107ZM147 263H148V261H147ZM152 264H154V263H152ZM242 264H244V263H242Z\"/></svg>",
    "mask_w": 264,
    "mask_h": 264
}]
</instances>
